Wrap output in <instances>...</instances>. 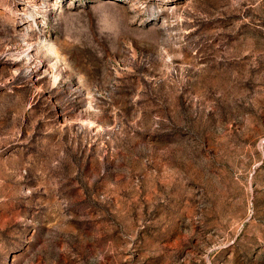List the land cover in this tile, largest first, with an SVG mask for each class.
I'll return each mask as SVG.
<instances>
[{"label": "rangeland", "instance_id": "374dc122", "mask_svg": "<svg viewBox=\"0 0 264 264\" xmlns=\"http://www.w3.org/2000/svg\"><path fill=\"white\" fill-rule=\"evenodd\" d=\"M0 264H264V0H0Z\"/></svg>", "mask_w": 264, "mask_h": 264}]
</instances>
